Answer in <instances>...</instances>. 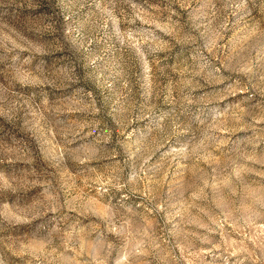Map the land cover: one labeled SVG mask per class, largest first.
<instances>
[{
	"label": "rangeland",
	"instance_id": "rangeland-1",
	"mask_svg": "<svg viewBox=\"0 0 264 264\" xmlns=\"http://www.w3.org/2000/svg\"><path fill=\"white\" fill-rule=\"evenodd\" d=\"M0 264H264V0H0Z\"/></svg>",
	"mask_w": 264,
	"mask_h": 264
}]
</instances>
